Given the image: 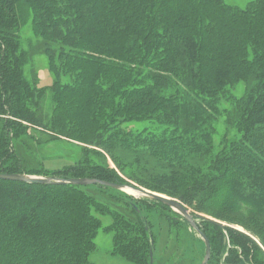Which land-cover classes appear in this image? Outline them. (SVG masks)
Listing matches in <instances>:
<instances>
[{"label": "trees", "instance_id": "trees-1", "mask_svg": "<svg viewBox=\"0 0 264 264\" xmlns=\"http://www.w3.org/2000/svg\"><path fill=\"white\" fill-rule=\"evenodd\" d=\"M16 2L0 0V80L19 72ZM26 2L36 34L51 44L50 59H64L79 76L94 79L99 91L113 87L114 99H120L117 116L139 117L155 102L154 112L168 109L163 115L173 125L168 134L178 133L195 153H205L211 150L207 124L218 114L220 99L229 102L232 118L241 120L239 136H224L219 152L211 154L217 173L191 175L184 183L201 195V212L243 222L264 245V224L258 220L264 216V0L244 8L223 0ZM239 80L248 87L236 98L228 87ZM156 144L169 148L165 139ZM96 145L103 157L120 164L108 141L98 139ZM73 186L0 179V264H92L96 224ZM120 231L117 248L127 250L128 237ZM122 254L130 257L128 251Z\"/></svg>", "mask_w": 264, "mask_h": 264}, {"label": "rangeland", "instance_id": "rangeland-1", "mask_svg": "<svg viewBox=\"0 0 264 264\" xmlns=\"http://www.w3.org/2000/svg\"><path fill=\"white\" fill-rule=\"evenodd\" d=\"M223 1L244 8L251 0ZM14 7L18 14L14 29L16 55L20 53L19 72L0 80V172L117 179L122 185L164 195L186 207L194 224L208 238L210 253L205 264H264V245L252 228L238 220H220L201 212V195L192 193L184 183L191 175L217 173L214 156L222 138H232L241 128V120L232 118L229 102L220 99L218 114L207 124L211 150L195 153L186 140L178 139V133L168 134L173 129L163 117L168 109L159 107L154 112L155 102L139 117L117 116L114 105L120 99H114V88L104 91L102 86L99 91L94 79L79 76L64 59H50L46 49L51 44H46L33 28L32 7L26 0H17ZM15 83L18 86L14 87ZM247 85L239 80L228 87V94L240 98ZM98 139L110 143L109 149L120 164L103 157L96 145ZM162 139L169 148L156 149V140ZM185 143L188 146L183 150ZM73 187L79 189V197L87 202V211L96 224L88 255L90 263L149 264L150 250L152 264L203 263L206 243L181 212L131 193L136 191L130 188ZM241 207L244 208L236 203L237 209ZM203 217L222 223L227 230H220ZM258 220L264 224V216ZM122 229L128 237L124 240L127 250L117 248L115 235ZM125 250L130 257L122 254ZM246 254L252 262H248Z\"/></svg>", "mask_w": 264, "mask_h": 264}, {"label": "water", "instance_id": "water-1", "mask_svg": "<svg viewBox=\"0 0 264 264\" xmlns=\"http://www.w3.org/2000/svg\"><path fill=\"white\" fill-rule=\"evenodd\" d=\"M0 179H5V180H12V181H21L25 183H41V184H72V185H104L108 187H113V188H118L122 189V187H127L130 188L138 193L139 196L148 198V199H153L156 201H159L179 212H181L184 217L194 226V228L197 230V232L200 234V236L204 239L206 243V255L205 259L202 264H205L209 258V253H210V245L208 238L205 236V234L194 224V221L189 215V212L186 207H184L182 204L177 202L174 199H171L169 197H166L161 194H157L154 192H151L149 190L139 188L136 186L132 185H122L117 182H109L105 181L102 179H97V178H59V177H44V176H30V175H25V174H20V173H2L0 172ZM136 209V207L134 206ZM137 210V209H136ZM138 211V210H137ZM206 220L213 222L215 224H218L222 226L223 224L210 218V217H204ZM150 263L152 264V251L150 250Z\"/></svg>", "mask_w": 264, "mask_h": 264}, {"label": "bare ground", "instance_id": "bare-ground-1", "mask_svg": "<svg viewBox=\"0 0 264 264\" xmlns=\"http://www.w3.org/2000/svg\"><path fill=\"white\" fill-rule=\"evenodd\" d=\"M124 188H127V187H122L123 190H126V189H124ZM131 191H132V190H131ZM131 193H136V194H137V192H133V191H132Z\"/></svg>", "mask_w": 264, "mask_h": 264}]
</instances>
